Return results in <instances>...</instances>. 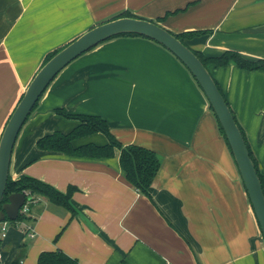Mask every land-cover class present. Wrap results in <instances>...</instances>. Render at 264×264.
Wrapping results in <instances>:
<instances>
[{
  "label": "crops",
  "instance_id": "obj_1",
  "mask_svg": "<svg viewBox=\"0 0 264 264\" xmlns=\"http://www.w3.org/2000/svg\"><path fill=\"white\" fill-rule=\"evenodd\" d=\"M177 34L204 56L233 50L264 59V0H0V136L46 55L124 11ZM264 174V73L208 66ZM104 118L122 144L153 150L160 167L150 197L126 180L119 150L110 158L40 150L39 138L78 121L55 109ZM96 132L73 146L104 145ZM9 176L26 175L65 192L75 214L43 197L27 219L8 224L0 264H38L59 250L77 264H264V240L237 166L209 103L186 67L143 38L103 41L65 66L21 127ZM31 226L34 237L25 235Z\"/></svg>",
  "mask_w": 264,
  "mask_h": 264
},
{
  "label": "water",
  "instance_id": "obj_2",
  "mask_svg": "<svg viewBox=\"0 0 264 264\" xmlns=\"http://www.w3.org/2000/svg\"><path fill=\"white\" fill-rule=\"evenodd\" d=\"M121 34H137L155 41L172 53L190 72L204 93L220 124L246 190L264 240V194L254 164L234 117L208 69L173 33L138 17H118L94 25L61 47L33 75L11 112L0 136V222L16 220L25 202L22 193H12L2 202L9 176V163L16 137L32 108L54 77L71 61L101 42Z\"/></svg>",
  "mask_w": 264,
  "mask_h": 264
},
{
  "label": "trees",
  "instance_id": "obj_3",
  "mask_svg": "<svg viewBox=\"0 0 264 264\" xmlns=\"http://www.w3.org/2000/svg\"><path fill=\"white\" fill-rule=\"evenodd\" d=\"M176 12H179V10L173 12H166L163 17H158L153 22L158 24L159 22H162L167 16L173 15ZM118 17H135V16L128 11H124L121 14L115 16L114 18H118ZM209 33L210 31H189V32H182L177 34L173 33V34L184 45H186L185 41L187 39H192L196 36H201L203 34H209ZM118 36L143 37L149 39L147 37L137 34H121L114 37H118ZM58 50L59 49L48 53L44 58L42 64H44L49 58H51ZM191 51L197 56V58L202 62V64L207 69L208 66L210 65L214 67H224L227 66L229 63H233L239 69L242 70H246V71L261 70L264 73V59L248 60L242 57L240 53L233 50L223 51L221 54L217 56H204L202 53L198 51L192 49ZM214 82L224 98V95L220 87L218 86L215 80ZM38 101L35 103L31 112L36 107ZM225 102L228 105L226 100ZM209 108L211 109L210 105ZM54 112L57 115H60L64 118L77 120L78 124L68 133L54 131L51 134L39 138L36 145L40 150L60 152L68 156L89 157V158H110L114 155V151L117 149L119 150V164L122 171L124 172L126 180L138 192H140L141 194L147 197H150L148 189L160 167V158L153 150L135 144L122 145L111 134L106 120L100 116L72 114V113H68L66 110L61 108L55 109ZM231 113L243 136V139L245 141L246 147L249 152V156L254 164L257 175L261 182V187L264 194V174H262L258 168L257 161L247 143L243 129L238 124L232 111ZM217 125H218V130L222 135V137L224 138V141L229 149V145L225 138L224 132L218 121H217ZM96 132H100L105 135L107 139L106 144L104 145L84 144L76 147L72 145L73 140ZM74 191L75 188L73 186H68L65 192H61L47 183H44L38 179L26 175H21L18 179H13L12 177L8 176L2 202H5L7 200V196L9 194L22 193L25 196L26 202L30 200H34L37 197H43L47 201L53 204L64 207L70 212L71 215H74L75 210L70 203V199ZM31 205L32 203L29 204V208L31 207ZM26 219L27 217L19 213L16 220L11 221L5 219V221L9 223H16V222L24 221ZM37 262L38 264H77L76 260L68 257L59 250L40 253L38 255ZM11 264H19V263L17 260H15L12 261Z\"/></svg>",
  "mask_w": 264,
  "mask_h": 264
},
{
  "label": "built area",
  "instance_id": "obj_4",
  "mask_svg": "<svg viewBox=\"0 0 264 264\" xmlns=\"http://www.w3.org/2000/svg\"><path fill=\"white\" fill-rule=\"evenodd\" d=\"M34 201H35V199L30 200L28 202L25 201L23 206L20 208L19 213H21L22 215L27 217V215L29 213V209H30L29 204L33 203ZM8 224H9V222H7V221L0 222V240L5 237ZM24 231H25V235L27 237H29V238L34 237V231H33L31 226H25Z\"/></svg>",
  "mask_w": 264,
  "mask_h": 264
},
{
  "label": "rangeland",
  "instance_id": "obj_5",
  "mask_svg": "<svg viewBox=\"0 0 264 264\" xmlns=\"http://www.w3.org/2000/svg\"><path fill=\"white\" fill-rule=\"evenodd\" d=\"M10 225L14 224V223H9Z\"/></svg>",
  "mask_w": 264,
  "mask_h": 264
}]
</instances>
